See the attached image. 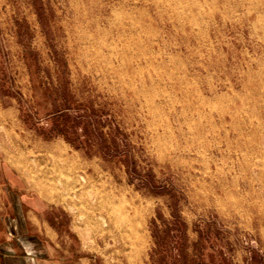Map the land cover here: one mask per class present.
I'll return each instance as SVG.
<instances>
[{"label":"rangeland","instance_id":"374dc122","mask_svg":"<svg viewBox=\"0 0 264 264\" xmlns=\"http://www.w3.org/2000/svg\"><path fill=\"white\" fill-rule=\"evenodd\" d=\"M55 106L80 146L37 129ZM15 205L54 256L12 264H264V0H0L17 248Z\"/></svg>","mask_w":264,"mask_h":264},{"label":"crops","instance_id":"0c3cea01","mask_svg":"<svg viewBox=\"0 0 264 264\" xmlns=\"http://www.w3.org/2000/svg\"><path fill=\"white\" fill-rule=\"evenodd\" d=\"M20 209V206L15 205L18 223L16 224L14 231L16 232V238L19 241L18 247L15 248V245L12 244L11 241L0 244V253H2L4 264H12V260L16 258L24 259V261L29 258L33 263H36V261L39 260V257L50 258L51 256H54L51 245H46L39 233L33 231L27 223L24 225L23 222H21L22 218L20 216ZM22 247L26 252L25 255L17 253L16 249H23ZM45 251L48 252V255Z\"/></svg>","mask_w":264,"mask_h":264},{"label":"trees","instance_id":"16d2710c","mask_svg":"<svg viewBox=\"0 0 264 264\" xmlns=\"http://www.w3.org/2000/svg\"><path fill=\"white\" fill-rule=\"evenodd\" d=\"M23 115L25 121L29 123L30 114L27 113L26 109H23ZM49 115V124H47V126H37V129L43 133L45 137L63 135L76 146H80L79 139L81 135L77 131V123L71 114L65 108L55 106L49 112ZM85 131H87L86 128ZM88 139L89 137L83 140L87 149L90 147Z\"/></svg>","mask_w":264,"mask_h":264},{"label":"bare ground","instance_id":"6f19581e","mask_svg":"<svg viewBox=\"0 0 264 264\" xmlns=\"http://www.w3.org/2000/svg\"><path fill=\"white\" fill-rule=\"evenodd\" d=\"M46 151L50 152L54 156H57V157H60V158L65 156V152H64L63 147L61 145L49 146V147L46 148ZM65 162L70 167H73V166H75L77 164L75 161L67 160Z\"/></svg>","mask_w":264,"mask_h":264}]
</instances>
